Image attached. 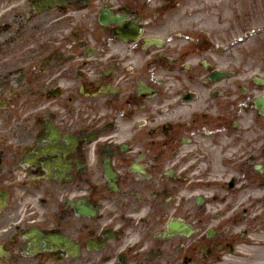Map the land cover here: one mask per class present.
Here are the masks:
<instances>
[{
    "label": "flooded vegetation",
    "instance_id": "obj_1",
    "mask_svg": "<svg viewBox=\"0 0 264 264\" xmlns=\"http://www.w3.org/2000/svg\"><path fill=\"white\" fill-rule=\"evenodd\" d=\"M205 9L0 0V264H223L235 251L247 231L234 226L264 208L251 195L264 118L255 84L218 66Z\"/></svg>",
    "mask_w": 264,
    "mask_h": 264
},
{
    "label": "rangeland",
    "instance_id": "obj_2",
    "mask_svg": "<svg viewBox=\"0 0 264 264\" xmlns=\"http://www.w3.org/2000/svg\"><path fill=\"white\" fill-rule=\"evenodd\" d=\"M235 13L239 15V23L235 22ZM210 23L219 30L213 31ZM204 24L208 35L215 36L217 43L222 41L219 45H223V49L218 50L222 56L220 66L238 67L239 77L245 82L264 69V0H209ZM234 24L247 26L245 32H252L253 37L238 42L242 34L238 31L233 35ZM228 45L232 48L227 50ZM262 76L264 78V73ZM257 225L259 231L250 235L249 243L238 248L239 254L227 264H264V222Z\"/></svg>",
    "mask_w": 264,
    "mask_h": 264
},
{
    "label": "water",
    "instance_id": "obj_3",
    "mask_svg": "<svg viewBox=\"0 0 264 264\" xmlns=\"http://www.w3.org/2000/svg\"><path fill=\"white\" fill-rule=\"evenodd\" d=\"M262 112H263V114H264V110H263Z\"/></svg>",
    "mask_w": 264,
    "mask_h": 264
}]
</instances>
